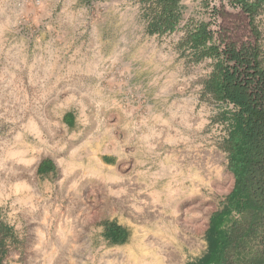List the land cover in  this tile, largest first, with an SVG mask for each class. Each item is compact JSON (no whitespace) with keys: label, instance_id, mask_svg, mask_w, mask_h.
<instances>
[{"label":"rangeland","instance_id":"rangeland-1","mask_svg":"<svg viewBox=\"0 0 264 264\" xmlns=\"http://www.w3.org/2000/svg\"><path fill=\"white\" fill-rule=\"evenodd\" d=\"M181 4L176 31L159 36L140 0H0V224L17 240L3 264L202 254L234 176L220 147L223 107L204 93L213 60L191 62L180 42L229 0ZM256 23L264 60V8ZM45 158L57 168L48 177L38 173ZM113 218L131 229L128 243L103 237Z\"/></svg>","mask_w":264,"mask_h":264},{"label":"trees","instance_id":"trees-1","mask_svg":"<svg viewBox=\"0 0 264 264\" xmlns=\"http://www.w3.org/2000/svg\"><path fill=\"white\" fill-rule=\"evenodd\" d=\"M140 1L148 11L149 34L176 31L183 19L181 0ZM263 8L264 0H229V7L213 8L215 20H199L192 28L187 24L180 42L182 55L191 62L213 60L204 93L223 107L216 117L224 128L220 147L234 176L232 189L209 217L204 251L190 255L186 264H264V60L256 23ZM56 171L50 158L38 167L43 177ZM101 226L110 245L129 242L131 229L116 218ZM16 241L13 228L0 224V264L8 244Z\"/></svg>","mask_w":264,"mask_h":264},{"label":"bare ground","instance_id":"bare-ground-1","mask_svg":"<svg viewBox=\"0 0 264 264\" xmlns=\"http://www.w3.org/2000/svg\"><path fill=\"white\" fill-rule=\"evenodd\" d=\"M2 185H3V181L0 180V189H3Z\"/></svg>","mask_w":264,"mask_h":264},{"label":"built area","instance_id":"built-area-1","mask_svg":"<svg viewBox=\"0 0 264 264\" xmlns=\"http://www.w3.org/2000/svg\"><path fill=\"white\" fill-rule=\"evenodd\" d=\"M231 106L233 107V105L231 104Z\"/></svg>","mask_w":264,"mask_h":264}]
</instances>
